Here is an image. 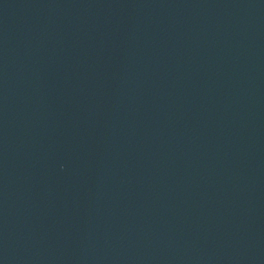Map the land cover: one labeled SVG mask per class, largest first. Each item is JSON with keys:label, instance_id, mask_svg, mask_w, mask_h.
<instances>
[{"label": "water", "instance_id": "1", "mask_svg": "<svg viewBox=\"0 0 264 264\" xmlns=\"http://www.w3.org/2000/svg\"><path fill=\"white\" fill-rule=\"evenodd\" d=\"M0 264H264V0H0Z\"/></svg>", "mask_w": 264, "mask_h": 264}]
</instances>
